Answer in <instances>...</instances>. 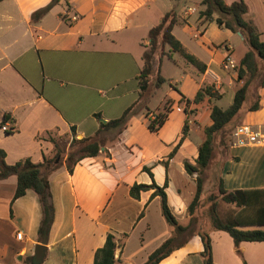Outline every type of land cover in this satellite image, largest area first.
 <instances>
[{"label": "crops", "instance_id": "obj_1", "mask_svg": "<svg viewBox=\"0 0 264 264\" xmlns=\"http://www.w3.org/2000/svg\"><path fill=\"white\" fill-rule=\"evenodd\" d=\"M50 1H0V149L8 165L25 158L37 164L57 151L65 153L73 137L93 136L100 120L116 119L133 105L138 98L137 78L148 31L165 13L175 11L167 0H60L32 22V14ZM243 1L248 8L245 19L254 24L264 42V0ZM195 12L194 8L175 11L179 22L171 34L206 70L200 73L184 61L187 74L180 77L178 87L169 82L166 91L164 84L152 89L136 105L126 128L114 131L97 156L80 160L71 173L61 165L47 175L54 218L41 264H92L94 252L107 234L116 240L117 264H143L174 231L160 214L158 197L149 200L152 190L141 192L138 200L129 196L132 185L151 183L143 168L149 170L157 186L166 183L168 207L180 225H187L186 209L195 183L184 171L183 161L194 164L201 129L210 125L214 104L207 98L192 103L186 116L182 97L192 100L203 85H212L221 95L219 100L226 96L231 103L241 85L236 69L222 68L226 52L231 58L234 55L229 43L222 45V57L215 60V51L205 47L210 43L206 30L199 34L202 49L195 50L183 42L181 31L176 34L178 25ZM197 21L202 25L203 17L198 15ZM192 37L198 39L197 34ZM165 48L167 54L161 60L176 54ZM199 55H207L209 60ZM154 58L160 65L161 60ZM159 92L158 106L149 108ZM257 94L260 107L248 111L245 120L253 128H263L264 86ZM166 101L170 108L167 118L156 133H150L145 114L152 119L151 112ZM186 117L187 136L169 159ZM108 134L103 132L100 137ZM220 157L219 177L225 190L264 189V145L229 146ZM15 182L14 176L0 181V224L7 225L4 234L0 231L2 264H25L38 244L41 213L37 196L28 190L10 206ZM206 226L214 264H264V243L241 242L236 249L226 233ZM16 233H21L20 240ZM201 250L199 238L188 235L184 244L159 264H202Z\"/></svg>", "mask_w": 264, "mask_h": 264}, {"label": "trees", "instance_id": "obj_2", "mask_svg": "<svg viewBox=\"0 0 264 264\" xmlns=\"http://www.w3.org/2000/svg\"><path fill=\"white\" fill-rule=\"evenodd\" d=\"M59 1L51 0L44 8L34 12L31 16V21L36 22L39 20ZM174 1L179 2L180 0ZM200 6L203 7L200 17H203L206 21L213 20L218 28L226 29L233 34H239L247 46L246 52L238 61L236 70V80L237 82H241V85L234 91L232 102L227 108L222 109L216 105L211 107L209 114L211 123L201 129L202 141L197 147V156L194 159V164L183 161L184 171L188 176L194 177L195 183L194 194L186 209L189 218L187 225L182 226L175 220L167 204L165 194L166 183L162 186H157L153 182L152 175L148 169L143 168L151 178V183L149 185L134 184L130 187L129 196L134 200L139 199L141 192L152 190L149 200L158 197L160 214L166 224L174 229L173 235L149 254L143 264H159L173 250L184 244L188 235H196L200 240L202 250L199 254L202 258V264H214L212 261L210 237L206 231L207 226L201 225L198 217L199 208L203 207L201 198L203 195L204 179L202 175L209 168L218 148L222 147L224 152L229 148L231 132L234 128L232 130V127L229 128V131L226 127L237 117L245 104L253 80L260 76L257 87L259 89L264 86V42L260 39L261 34L257 31L254 24L250 20L245 19L248 8L244 1L237 0L226 4L224 0H201ZM178 22L175 11L171 10L165 13L159 23L148 31L149 42L146 48L149 51H144L142 55L143 66L137 78L138 98L136 102L126 108L118 118L106 123H99V127L93 136L80 139L73 137L65 153L57 151L53 157H43L42 161L37 164L25 158L12 165H8L4 161L5 154L0 149V181L9 176H14L16 179L10 206L13 201L24 196L28 190H31L37 196L41 213L36 233V242L38 244L44 246L47 244L48 234L54 218V208L46 178L47 175L61 165H64L67 172L71 173L74 166L80 160L95 157L100 153L101 148L105 144V140L100 137L101 133L107 131H117L120 133L126 128L128 120L134 114L135 107L139 101L149 96L152 89H157L166 82L161 77L159 69H157V74L152 79V62L156 51L160 49L164 50L167 47L169 53L180 55L187 64L194 67L198 72L203 73L206 70L205 64L189 54L184 46L171 34L173 26L177 25ZM164 55L165 53H162V51L159 53V62ZM204 98H207L209 101H216L221 98V95L213 90L212 85H203L196 92L192 100L182 97L186 116L189 115V112H187L188 106L192 103L197 104ZM259 107V96L256 91L251 104L247 107V111H257ZM169 109V101H166L162 108L151 112L152 119L148 118V113L145 114L147 119L146 128L150 133H156L161 128L167 118ZM95 117L99 118V115L96 114ZM5 120H7L6 116L3 121ZM188 127L189 119L186 117L181 129V136L173 150L169 153V159L174 156L178 147L186 138ZM70 130L74 132L72 127ZM50 141L55 144L54 138H50ZM216 194L222 203L232 206L234 211L227 215L219 213L215 196L209 194L207 197L209 205L205 211L208 217L206 222L209 224V227L212 230L226 233L231 238L236 249L241 242L264 243V189L227 191L223 188L222 179L218 177ZM142 213L139 216H142ZM9 215H11L10 208ZM116 246L114 236L107 234L103 245L94 252L92 264H117L115 259ZM24 262L25 264H41V262L33 263L30 257L26 258Z\"/></svg>", "mask_w": 264, "mask_h": 264}, {"label": "rangeland", "instance_id": "obj_3", "mask_svg": "<svg viewBox=\"0 0 264 264\" xmlns=\"http://www.w3.org/2000/svg\"><path fill=\"white\" fill-rule=\"evenodd\" d=\"M167 1L173 4L175 11L178 13L186 8H194L196 10V12L193 15H191L190 18L185 23L182 21L180 25H178V28L176 30V34H178V31H181V33L183 34L182 40L186 44V46H188L189 48H192V50L202 49V46L200 44L202 42L200 40L199 34L200 32L206 30L205 37L209 39L210 43L206 44L205 47L209 49L210 51H215L216 54H215L214 59L219 60L222 57V52H223L222 45L224 43H229L234 49V55L232 59H233V63L235 66L234 69L237 70L238 58L243 54V52H245V47L247 48V46L245 45L244 42L241 41V38L237 33L230 34L225 29H219L215 25L213 20L206 21L203 19L205 22L203 21L202 25H200V22H198L197 19H198V15L200 17V12L202 11L201 6H200L201 0H180L178 4L177 2L175 1L173 2L172 0H167ZM193 34H197L198 39L196 40L193 39L192 37ZM144 51H149V49L146 48ZM159 51L160 52L162 51V53L164 52L166 54V48H164V50L160 49ZM159 51L157 50L155 53L157 58H159V53H160ZM196 54H199V53H196ZM155 55H153V62H152V79H154L155 75L157 74V69H159L161 76L166 80V82L162 86L163 90L166 91L169 88V82L171 83L170 85L178 87L177 83L178 81H180V77L184 74H187L184 60L178 54H171V57L169 58L164 57L161 60V63L159 65L158 62L154 60ZM199 56L204 58V60H209L207 55H204V56L199 55ZM263 72H264V64H263ZM259 79H260V76L253 80L251 84V88H250L249 97L247 98L245 104L243 105L237 117H235L228 124V126L226 127L227 129L233 127L237 123L245 124V125L249 124L245 120V116L248 112L247 107L251 104L253 100V96L256 94V91L258 89L257 86H258ZM161 94L162 92H159L157 93L155 97L151 99L149 108L155 109L158 106V102H159ZM211 102L217 107L222 108V109H225L230 105L229 103L230 101L228 100L226 96L222 98L221 100H218V101L212 100ZM113 132L114 131H109V134L103 139L111 140L114 137ZM224 153L225 152L222 147L218 148V151L215 152L214 158L211 161L209 168L206 171H204V174L202 175L204 179V187H203V192H202L203 195L201 198L203 207H200L201 209L199 208L198 217L201 221V225L203 224L204 227H206V224H207L206 221L208 219L207 215L205 214V211L207 209V206L209 205V202L207 200V197L209 194H212L215 196V202L217 203V209L219 213L223 215H227V214H231L234 211L232 206L222 203L220 201L219 196H217L216 194V184H217V180H218V177L220 176V172L222 168L220 161H218L219 159L218 157L220 156L222 157ZM191 178L194 181V177H191ZM0 231H3L2 234H4V232L7 231V225L0 224ZM2 262L3 261H0V264H2Z\"/></svg>", "mask_w": 264, "mask_h": 264}, {"label": "built area", "instance_id": "obj_4", "mask_svg": "<svg viewBox=\"0 0 264 264\" xmlns=\"http://www.w3.org/2000/svg\"><path fill=\"white\" fill-rule=\"evenodd\" d=\"M222 68L224 70L235 68L233 59L230 57L228 51L222 61ZM2 129L6 130L4 127ZM248 145H264V127L253 128L252 126L242 124L232 130L230 147H245ZM15 238L20 240L21 233H16Z\"/></svg>", "mask_w": 264, "mask_h": 264}, {"label": "water", "instance_id": "obj_5", "mask_svg": "<svg viewBox=\"0 0 264 264\" xmlns=\"http://www.w3.org/2000/svg\"><path fill=\"white\" fill-rule=\"evenodd\" d=\"M101 123H104V120H100ZM46 250L45 246L42 244H36L34 246L33 255H32V262L33 263H40L43 258L44 251Z\"/></svg>", "mask_w": 264, "mask_h": 264}]
</instances>
